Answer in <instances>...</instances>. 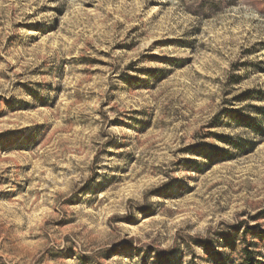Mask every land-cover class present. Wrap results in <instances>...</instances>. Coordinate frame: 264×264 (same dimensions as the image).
<instances>
[{"label":"rangeland","instance_id":"1","mask_svg":"<svg viewBox=\"0 0 264 264\" xmlns=\"http://www.w3.org/2000/svg\"><path fill=\"white\" fill-rule=\"evenodd\" d=\"M246 227L264 0H0V264H242Z\"/></svg>","mask_w":264,"mask_h":264},{"label":"trees","instance_id":"2","mask_svg":"<svg viewBox=\"0 0 264 264\" xmlns=\"http://www.w3.org/2000/svg\"><path fill=\"white\" fill-rule=\"evenodd\" d=\"M249 233H251L255 239L264 242V232L263 231H258V228H256V227H254V228H247L246 227L241 234V238H242L241 244L244 245L242 252H241L242 264H264V256H262L261 254L258 255L254 251H252L253 249L255 250L256 245L254 243L248 244L245 241V239ZM256 256H259L263 262L262 261H260V262L256 261Z\"/></svg>","mask_w":264,"mask_h":264}]
</instances>
